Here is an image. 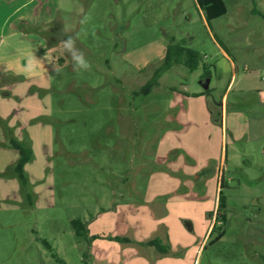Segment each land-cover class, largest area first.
Returning a JSON list of instances; mask_svg holds the SVG:
<instances>
[{
  "label": "rangeland",
  "instance_id": "374dc122",
  "mask_svg": "<svg viewBox=\"0 0 264 264\" xmlns=\"http://www.w3.org/2000/svg\"><path fill=\"white\" fill-rule=\"evenodd\" d=\"M224 2L208 23L195 0H41V23L10 34L0 9V264H94L85 245L102 236L72 219L221 180L223 235L208 232L195 264H264V0ZM69 36L90 70L73 69ZM176 43L199 66L142 92ZM12 141L31 150L24 180Z\"/></svg>",
  "mask_w": 264,
  "mask_h": 264
},
{
  "label": "crops",
  "instance_id": "0c3cea01",
  "mask_svg": "<svg viewBox=\"0 0 264 264\" xmlns=\"http://www.w3.org/2000/svg\"><path fill=\"white\" fill-rule=\"evenodd\" d=\"M1 8H10L3 23L10 24L7 34L15 33L19 24L33 28L42 21L41 0H0ZM153 189L142 203L112 199L107 207L110 210L100 209L82 220L86 233L80 237L102 236L85 245V255L93 256L94 264H195L215 222L220 182L211 195L203 196L192 193L183 182L159 184ZM196 224H200V239L195 238ZM106 234L112 239L105 238ZM150 240L168 246L167 251L161 252L148 243Z\"/></svg>",
  "mask_w": 264,
  "mask_h": 264
},
{
  "label": "trees",
  "instance_id": "16d2710c",
  "mask_svg": "<svg viewBox=\"0 0 264 264\" xmlns=\"http://www.w3.org/2000/svg\"><path fill=\"white\" fill-rule=\"evenodd\" d=\"M198 7L203 11L206 21L209 23L212 19L219 17L226 13V4L224 0H195ZM200 54L189 47L182 45L181 43L170 44L167 47L165 58L161 65H159L151 78L144 84L142 92L147 93L154 85H157L158 79L161 75L167 71L172 65L181 63L188 67L189 70L196 69L200 64ZM204 65V64H203ZM209 76V72L206 73ZM208 89V87L206 88ZM12 145L19 150L21 155L15 170L19 174L20 178L24 180L23 167L25 163L30 159L31 150L24 144L12 141ZM223 180L220 181V190L218 194V203L215 212V222L210 230L209 235L212 234L217 228L220 229L216 236V240L220 239L223 235L222 224L226 220L225 213V198L222 195ZM75 229V233L79 236H84L86 233L85 223L80 218H74L71 220ZM217 224H219L217 226ZM48 246V243L44 241ZM148 243L155 245L161 252H166L168 246L161 244L158 240H150Z\"/></svg>",
  "mask_w": 264,
  "mask_h": 264
},
{
  "label": "clouds",
  "instance_id": "9594fccd",
  "mask_svg": "<svg viewBox=\"0 0 264 264\" xmlns=\"http://www.w3.org/2000/svg\"><path fill=\"white\" fill-rule=\"evenodd\" d=\"M62 47L64 51L70 55L73 62V69L77 72L88 71L91 68V64L85 59L83 52L75 47V40L72 37H68L62 41Z\"/></svg>",
  "mask_w": 264,
  "mask_h": 264
},
{
  "label": "water",
  "instance_id": "95a60500",
  "mask_svg": "<svg viewBox=\"0 0 264 264\" xmlns=\"http://www.w3.org/2000/svg\"><path fill=\"white\" fill-rule=\"evenodd\" d=\"M208 81H209V78H206V81L204 82V88L208 87Z\"/></svg>",
  "mask_w": 264,
  "mask_h": 264
},
{
  "label": "built area",
  "instance_id": "2783aa9c",
  "mask_svg": "<svg viewBox=\"0 0 264 264\" xmlns=\"http://www.w3.org/2000/svg\"><path fill=\"white\" fill-rule=\"evenodd\" d=\"M204 56H206V55H204ZM263 73H264V70H263Z\"/></svg>",
  "mask_w": 264,
  "mask_h": 264
}]
</instances>
